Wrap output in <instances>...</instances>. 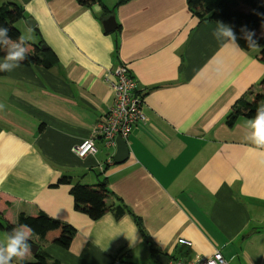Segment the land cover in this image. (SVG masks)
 Segmentation results:
<instances>
[{
    "label": "crops",
    "instance_id": "crops-1",
    "mask_svg": "<svg viewBox=\"0 0 264 264\" xmlns=\"http://www.w3.org/2000/svg\"><path fill=\"white\" fill-rule=\"evenodd\" d=\"M117 1L0 0L22 6L18 21L57 58L50 68L0 58L11 65L0 73V191L10 221L41 210L72 225L67 248L42 245L61 264H160L159 253L194 259L215 249L229 264H264V147L253 143L251 118L225 123L264 76L258 47H236L217 32L223 23L200 21L186 0ZM104 7L114 31L103 29ZM118 63L136 80L146 115L121 163L95 135L112 104L105 72ZM88 136L97 151L79 157L73 147ZM60 176L68 183L56 184ZM102 180L110 208L91 219L69 189Z\"/></svg>",
    "mask_w": 264,
    "mask_h": 264
},
{
    "label": "trees",
    "instance_id": "trees-1",
    "mask_svg": "<svg viewBox=\"0 0 264 264\" xmlns=\"http://www.w3.org/2000/svg\"><path fill=\"white\" fill-rule=\"evenodd\" d=\"M82 5H90L95 0H77ZM127 0H118L115 6ZM190 12L199 20L218 21L230 27L235 34V41L240 48L249 50L258 47L257 57L264 62V0H186ZM104 16L113 14L112 9L104 7ZM24 19V10L16 2H5L0 5V24L8 26L9 31L5 36H0V58L7 61L9 51H15L17 47L24 48L25 59L12 61L24 65H41L50 68L57 58L50 48L42 49L39 44H32L25 39L21 40L20 31L14 26L18 20ZM119 28V25H117ZM46 45V44H45ZM0 73L3 68L0 67ZM258 88V89H257ZM259 105H264V76L256 87H249L243 95L237 98L230 107L225 117V123L232 127L240 117L252 118ZM69 177L60 176L56 184L68 183ZM73 198L74 208L85 212L91 219H97L109 210L106 200L110 196L106 181L102 180L94 185L76 183L69 189ZM10 197L0 191V231H5L7 236L15 234V231L31 229L28 242L31 245H39V249L32 258H23V264H61L60 261L50 257L43 246L47 242L55 243L67 248L75 234V229L69 223L48 216L39 210L31 214L19 212L14 222L9 218ZM125 209L118 207L116 215H121ZM136 225L143 235L146 243L149 237L142 227L139 218L135 217ZM0 246H2L0 244ZM150 250L155 253V249ZM17 264L20 259L17 257Z\"/></svg>",
    "mask_w": 264,
    "mask_h": 264
},
{
    "label": "built area",
    "instance_id": "built-area-1",
    "mask_svg": "<svg viewBox=\"0 0 264 264\" xmlns=\"http://www.w3.org/2000/svg\"><path fill=\"white\" fill-rule=\"evenodd\" d=\"M105 81L112 94V104L98 122L95 135L106 146L116 147V137L127 139L138 122H145L144 101L136 80L125 63H118L105 72ZM97 151L95 137L88 136L73 147V152L83 157ZM111 159V158H110ZM178 243L191 245V241L178 238ZM166 264H229L220 249L210 255H199L194 259L173 257Z\"/></svg>",
    "mask_w": 264,
    "mask_h": 264
},
{
    "label": "clouds",
    "instance_id": "clouds-1",
    "mask_svg": "<svg viewBox=\"0 0 264 264\" xmlns=\"http://www.w3.org/2000/svg\"><path fill=\"white\" fill-rule=\"evenodd\" d=\"M9 31V27L0 24V36H5ZM217 32L222 33L223 36L228 37L230 42L235 45V34L233 30L223 24L218 25ZM216 35V32L213 33ZM25 37L21 36L19 39L23 40ZM239 47V45H235ZM16 47L15 51H9L7 59L12 61H19L25 59L24 48ZM19 67V65H15ZM2 68H9L11 65L4 63L0 65ZM247 125L252 129L253 143L257 146L264 147V105H259L256 109L254 117L246 121ZM31 236V229L26 231H15V234H9L7 243L0 246V264H12L13 258L18 257L20 264H23L25 254L30 250L28 239Z\"/></svg>",
    "mask_w": 264,
    "mask_h": 264
},
{
    "label": "water",
    "instance_id": "water-1",
    "mask_svg": "<svg viewBox=\"0 0 264 264\" xmlns=\"http://www.w3.org/2000/svg\"><path fill=\"white\" fill-rule=\"evenodd\" d=\"M26 24L28 26H32L34 25V22L32 20H26ZM102 26L103 29L107 32H111L116 30L117 28V24H116V20L113 14L107 16L106 18L103 19L102 21ZM40 47L42 49H46L47 45L45 44H41ZM128 154H129V148L127 146L126 140L123 139L120 136L116 137V148H115V152L112 155V159L115 163H121L123 161H125L128 158ZM38 249L37 245H31L30 246V250L32 253H35ZM156 259L160 264H166L169 260V258L164 255V254H157L156 255Z\"/></svg>",
    "mask_w": 264,
    "mask_h": 264
},
{
    "label": "rangeland",
    "instance_id": "rangeland-1",
    "mask_svg": "<svg viewBox=\"0 0 264 264\" xmlns=\"http://www.w3.org/2000/svg\"><path fill=\"white\" fill-rule=\"evenodd\" d=\"M21 21H17L14 23V26L21 32V36H24L25 40L29 43L34 44L35 38L33 36V33L27 32L25 26H23ZM0 221H2V218L0 217ZM8 236L5 231H0V244L5 245L7 243Z\"/></svg>",
    "mask_w": 264,
    "mask_h": 264
}]
</instances>
